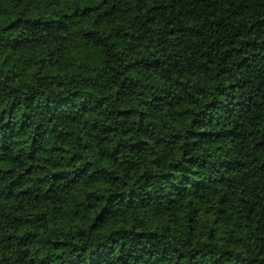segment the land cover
I'll use <instances>...</instances> for the list:
<instances>
[{
	"label": "trees",
	"instance_id": "trees-1",
	"mask_svg": "<svg viewBox=\"0 0 264 264\" xmlns=\"http://www.w3.org/2000/svg\"><path fill=\"white\" fill-rule=\"evenodd\" d=\"M0 264H264V0H0Z\"/></svg>",
	"mask_w": 264,
	"mask_h": 264
}]
</instances>
